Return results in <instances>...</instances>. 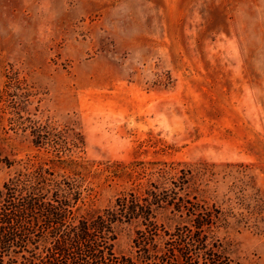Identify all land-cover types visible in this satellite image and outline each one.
<instances>
[{
	"label": "rangeland",
	"instance_id": "rangeland-1",
	"mask_svg": "<svg viewBox=\"0 0 264 264\" xmlns=\"http://www.w3.org/2000/svg\"><path fill=\"white\" fill-rule=\"evenodd\" d=\"M37 127L83 162L84 209L196 169L189 190L231 212L224 253L264 264V0H0V189L48 155Z\"/></svg>",
	"mask_w": 264,
	"mask_h": 264
},
{
	"label": "trees",
	"instance_id": "trees-1",
	"mask_svg": "<svg viewBox=\"0 0 264 264\" xmlns=\"http://www.w3.org/2000/svg\"><path fill=\"white\" fill-rule=\"evenodd\" d=\"M33 132L48 155L27 159L0 189V264H243L224 253L219 236L231 212L199 185L189 190L196 169L161 167L155 181L121 192L113 204L84 209L88 190L79 172L65 170L83 162L47 129ZM14 163L0 150V168ZM122 225L135 228L129 254L115 250Z\"/></svg>",
	"mask_w": 264,
	"mask_h": 264
}]
</instances>
